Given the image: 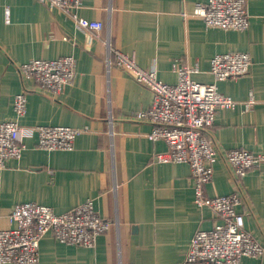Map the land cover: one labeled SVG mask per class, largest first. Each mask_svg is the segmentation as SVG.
<instances>
[{"label": "crops", "instance_id": "obj_1", "mask_svg": "<svg viewBox=\"0 0 264 264\" xmlns=\"http://www.w3.org/2000/svg\"><path fill=\"white\" fill-rule=\"evenodd\" d=\"M194 2L206 0H82L78 15L103 23L95 33L37 0H0V121L88 126L71 149H42L35 137L24 138L21 156L0 169V228L12 225V206L25 201L61 213L91 198L113 220L93 246L61 243L45 233L37 264H192L184 261L190 238L219 221L210 208L193 202L187 163L153 161L166 143L149 139L151 124L137 115L149 107L152 92L115 65L113 55L106 69V40L141 67L154 68L165 83L177 80L173 63L197 64L194 80L215 82L236 101L233 108L218 109L205 130L217 159L204 192L237 191L244 228L264 248V164L238 178L224 158L226 149L264 147V0H247L249 23L240 31L205 26L192 12ZM227 51L247 52L249 70L214 81L210 59ZM61 55L75 58V76L57 97L18 71L29 59ZM20 91L26 92V108L17 116L12 100ZM249 96L254 103L246 109ZM240 264H264V253L242 256Z\"/></svg>", "mask_w": 264, "mask_h": 264}, {"label": "built area", "instance_id": "obj_2", "mask_svg": "<svg viewBox=\"0 0 264 264\" xmlns=\"http://www.w3.org/2000/svg\"><path fill=\"white\" fill-rule=\"evenodd\" d=\"M37 1L49 8L62 10L81 30L97 33L103 27L101 20L78 15L76 10L82 0ZM246 6L247 0H206L194 2L192 12L205 26L240 31L249 23ZM105 43L106 69L109 70L113 55L115 65L128 71L134 80L152 92L149 107L137 115L151 124L146 134L149 139H162L166 143L164 151L153 154V161L187 163L193 180V202L198 207L210 208L219 218L212 227L194 232L184 261L192 264H240L242 256H262L264 248L244 228V214L237 209L241 195L237 191L215 196L204 192L217 159V146L205 130L213 124L218 109L233 108L236 101L219 92L215 82L194 80L191 75L198 71L197 64L173 63L177 80L165 83L157 78L154 68L141 67L132 56L112 48L107 40ZM250 64L247 52H220L210 59L209 71L214 81L237 78L248 72ZM18 71L24 79L33 80L48 95L57 97L64 85L74 79L75 58L72 55L32 58L19 63ZM26 96L25 91L13 96L12 107L17 116L25 112ZM253 103L254 98L249 96L244 108H251ZM87 129L88 126L21 125L14 119L2 120L0 169L10 159L21 156L25 148L24 138L35 137L37 147L42 149H71L75 138ZM224 158L233 174L241 178L249 170L264 164V147L258 152L239 147L226 149ZM8 218L12 225L0 228V264H37L39 240L47 232L61 243L93 246L97 236L107 232L113 223L112 219L95 209L91 198L61 213L35 201L19 202L12 206Z\"/></svg>", "mask_w": 264, "mask_h": 264}]
</instances>
